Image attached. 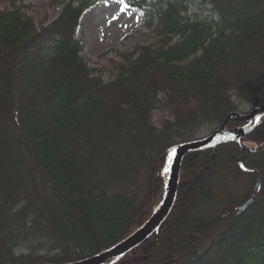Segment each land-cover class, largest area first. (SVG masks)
Returning <instances> with one entry per match:
<instances>
[{"label":"trees","instance_id":"obj_1","mask_svg":"<svg viewBox=\"0 0 264 264\" xmlns=\"http://www.w3.org/2000/svg\"><path fill=\"white\" fill-rule=\"evenodd\" d=\"M155 1L149 40L116 53L109 82L77 39L103 0H55L51 22L26 0L0 9V264H72L117 246L163 202L174 146L264 103V0H199L206 16ZM247 138L264 144V121ZM183 163L165 223L113 264H264V186L236 212L264 183V152L222 144Z\"/></svg>","mask_w":264,"mask_h":264},{"label":"rangeland","instance_id":"obj_2","mask_svg":"<svg viewBox=\"0 0 264 264\" xmlns=\"http://www.w3.org/2000/svg\"><path fill=\"white\" fill-rule=\"evenodd\" d=\"M54 2L55 0H26V5L28 6L26 12H28L29 15L32 17L33 16L36 17L38 15H41V17L48 16L49 22L54 21L56 20L57 17H59L62 9L61 5H57V4L54 5ZM151 4H156V1L155 0H103V2L100 5L90 9L89 12H87L83 16V18L81 19V26L77 31L78 33L77 39L80 40L81 44H83L84 46V51L82 55L86 60V62L88 63V66H90V68L96 69L95 76L101 77L106 82L112 81L114 79V72H113L114 67L112 64L114 60L118 61L116 53L118 51L121 53L130 52L137 45H141L147 42V40H149V38L148 37L146 38V36H149L151 34L150 33L151 31L145 26L149 18L147 16L145 17L144 13L146 9L150 10L152 8L150 7ZM189 5H190L189 9L192 12V14H198L200 16L208 15L210 10V7L208 5H204L202 1L199 0H190ZM8 6H9L8 0H0V9L6 8ZM233 100L234 102L238 103L236 97H234ZM263 104L264 103H262V105ZM256 108H253L252 105L249 104H244V103L240 104V109L243 112L242 115L250 114L251 111H253ZM162 118H163L162 111H156L154 115L156 126L159 127ZM170 121H173V119L170 118ZM243 125H245V123H242L238 128H240ZM221 127L222 126L218 127L217 125L214 126L207 125V127H204L203 130L200 133H198L196 137L198 139V138H204L210 136L213 133H215L217 130L221 129ZM224 130L225 132H229V129L227 127ZM247 137L246 139L243 140L247 142L246 145H243L245 148L253 150L256 149L257 146L263 145V144H257L254 141H251ZM253 153H260V152H253ZM170 159H169V163H170ZM169 166L170 164L166 168L167 170ZM166 173L167 171H165V175ZM259 178H261V176L258 177V180L256 182L255 185L256 189L258 187ZM260 182H261V188H260L261 191V189L264 186V183L262 182V179H260ZM255 192L257 199V195L259 192H257L256 190ZM159 206H156L154 210H156ZM23 252L27 253L28 250L25 249Z\"/></svg>","mask_w":264,"mask_h":264},{"label":"water","instance_id":"obj_3","mask_svg":"<svg viewBox=\"0 0 264 264\" xmlns=\"http://www.w3.org/2000/svg\"><path fill=\"white\" fill-rule=\"evenodd\" d=\"M232 119H238L239 122L245 123L240 128L229 130L225 132L229 121ZM264 121V104L251 111L250 114L242 115L241 113L230 114L225 120L221 129L217 130L210 136L204 138H196L193 141L185 142L174 146L171 153L170 166L167 170V190L165 193V199L162 204L155 210L153 216L147 220L132 236L123 240L117 246L111 248L108 251L102 252L97 256L90 257L89 259L78 261V263L72 264H113L120 260L123 255L132 252L133 249L141 246L146 240L153 237L158 233L161 226L165 223L166 218L172 212L173 207L177 200V194L179 191V184L181 181V169L186 157L191 153H197L200 151H206L208 149H216L219 145L233 143L237 145L241 150L244 149L247 152H264V144L257 146L256 149H247L242 145V141L251 134L252 130L256 129ZM258 181L257 192L260 191L261 182ZM256 195L243 207L237 208V214L243 213L252 204L255 203Z\"/></svg>","mask_w":264,"mask_h":264},{"label":"bare ground","instance_id":"obj_4","mask_svg":"<svg viewBox=\"0 0 264 264\" xmlns=\"http://www.w3.org/2000/svg\"><path fill=\"white\" fill-rule=\"evenodd\" d=\"M246 144H247V142H245V141L242 142V145H246Z\"/></svg>","mask_w":264,"mask_h":264},{"label":"snow or ice","instance_id":"obj_5","mask_svg":"<svg viewBox=\"0 0 264 264\" xmlns=\"http://www.w3.org/2000/svg\"><path fill=\"white\" fill-rule=\"evenodd\" d=\"M241 167H243V165H241ZM165 171H167V169H165Z\"/></svg>","mask_w":264,"mask_h":264}]
</instances>
